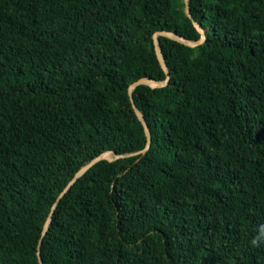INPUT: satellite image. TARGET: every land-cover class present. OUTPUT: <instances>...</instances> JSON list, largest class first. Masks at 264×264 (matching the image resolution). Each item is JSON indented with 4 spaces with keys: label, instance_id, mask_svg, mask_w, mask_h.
<instances>
[{
    "label": "trees",
    "instance_id": "obj_1",
    "mask_svg": "<svg viewBox=\"0 0 264 264\" xmlns=\"http://www.w3.org/2000/svg\"><path fill=\"white\" fill-rule=\"evenodd\" d=\"M189 8L0 0V264H264V0Z\"/></svg>",
    "mask_w": 264,
    "mask_h": 264
},
{
    "label": "water",
    "instance_id": "obj_2",
    "mask_svg": "<svg viewBox=\"0 0 264 264\" xmlns=\"http://www.w3.org/2000/svg\"><path fill=\"white\" fill-rule=\"evenodd\" d=\"M185 1V12L187 14V16L192 19V15L190 13V8H189V0H184ZM193 23L194 25L199 29V31L201 32V39L198 40V41H187L185 40L182 36L176 34V33H173V32H170V31H159L155 34L154 36V47H155V53H156V56L162 66V68L164 69L166 75H167V79L165 81H156V80H151V79H148V78H141L137 81H135L134 83H132L130 86H129V89H128V94H129V97H130V100H131V103H132V106L135 110V113L138 117V119L141 121V123L143 124L144 126V129H145V133H146V136H147V146L140 152L138 153H144L148 150L149 146H150V142H151V134H150V130L147 126V123L144 119V116L143 114L137 109V107L135 106V103L133 101V98H132V92L134 90L135 87H137L138 85H149V86H152V87H159V86H164L167 84V81L169 79V70H168V67L166 65V62H165V59H164V56L162 54V51H161V48H160V45H159V41H158V36L159 35H163V36H167V37H170V38H173V39H176L178 41H181V42H184L190 46H196V45H199L201 44L204 39H205V33L203 31V29L200 27V25L198 23H196L194 20H193ZM110 153H112L114 155V159L116 158H120V157H124V156H130V155H133L135 153H131V154H126V155H118L116 154L114 151H108ZM105 153V152H104ZM102 153L101 155H99L98 157L92 159L89 163H87L86 165H84L83 167H81L77 173L74 175V177L69 181V183L65 186V188L63 189V191L59 194V196L57 197V202L60 201V199L65 195V193L71 188V186L77 181V179L82 176L92 165H94L97 161L101 160V159H108L110 160L109 158L105 157ZM54 207L52 208L51 210V214L53 213L54 211ZM50 214V215H51ZM46 230V228H45ZM44 234V233H43ZM38 258H39V262L40 264H43L42 262V259H41V256L39 255L38 253Z\"/></svg>",
    "mask_w": 264,
    "mask_h": 264
},
{
    "label": "rangeland",
    "instance_id": "obj_3",
    "mask_svg": "<svg viewBox=\"0 0 264 264\" xmlns=\"http://www.w3.org/2000/svg\"><path fill=\"white\" fill-rule=\"evenodd\" d=\"M108 155H109V156H108ZM108 155L105 156V157L109 158L110 160H113V159H114V155H113V154L108 153Z\"/></svg>",
    "mask_w": 264,
    "mask_h": 264
},
{
    "label": "bare ground",
    "instance_id": "obj_4",
    "mask_svg": "<svg viewBox=\"0 0 264 264\" xmlns=\"http://www.w3.org/2000/svg\"><path fill=\"white\" fill-rule=\"evenodd\" d=\"M108 153H110V152H105L103 155H104V156H107ZM110 154H112V153H110ZM108 156H109V155H108Z\"/></svg>",
    "mask_w": 264,
    "mask_h": 264
}]
</instances>
